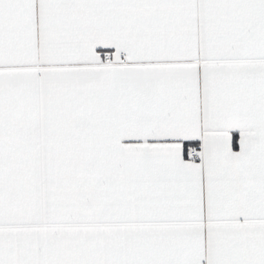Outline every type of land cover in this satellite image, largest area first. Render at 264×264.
Segmentation results:
<instances>
[{
	"label": "snow or ice",
	"instance_id": "snow-or-ice-1",
	"mask_svg": "<svg viewBox=\"0 0 264 264\" xmlns=\"http://www.w3.org/2000/svg\"><path fill=\"white\" fill-rule=\"evenodd\" d=\"M0 264H264V0H0Z\"/></svg>",
	"mask_w": 264,
	"mask_h": 264
}]
</instances>
